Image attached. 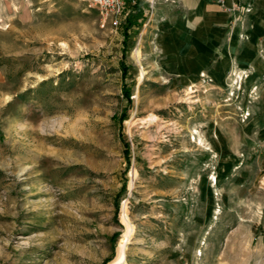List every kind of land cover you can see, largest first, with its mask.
Instances as JSON below:
<instances>
[{
  "label": "rangeland",
  "instance_id": "obj_1",
  "mask_svg": "<svg viewBox=\"0 0 264 264\" xmlns=\"http://www.w3.org/2000/svg\"><path fill=\"white\" fill-rule=\"evenodd\" d=\"M176 13L0 0V264H264V26L182 73Z\"/></svg>",
  "mask_w": 264,
  "mask_h": 264
},
{
  "label": "crops",
  "instance_id": "obj_2",
  "mask_svg": "<svg viewBox=\"0 0 264 264\" xmlns=\"http://www.w3.org/2000/svg\"><path fill=\"white\" fill-rule=\"evenodd\" d=\"M175 2L176 25L168 33L172 43L168 45L167 61L169 68L178 72L184 73L186 70V73L198 74L213 68V73L215 66H228L231 58L224 59V62L218 55L232 54L229 44L232 39L229 35L235 32L237 21L243 19L242 16L248 17L252 23L264 26V0H225V8L220 0ZM234 6H238V12L228 9ZM247 8L249 12L246 11Z\"/></svg>",
  "mask_w": 264,
  "mask_h": 264
},
{
  "label": "built area",
  "instance_id": "obj_3",
  "mask_svg": "<svg viewBox=\"0 0 264 264\" xmlns=\"http://www.w3.org/2000/svg\"><path fill=\"white\" fill-rule=\"evenodd\" d=\"M153 1L154 0H86L90 7L93 6L97 8L105 16L112 15L115 17L125 12V10L128 9L130 5H135L141 2H148L149 4H152ZM220 2L222 7L225 8V0H220ZM236 8L237 7L234 6L228 9L235 10ZM246 10L249 11V8Z\"/></svg>",
  "mask_w": 264,
  "mask_h": 264
},
{
  "label": "bare ground",
  "instance_id": "obj_4",
  "mask_svg": "<svg viewBox=\"0 0 264 264\" xmlns=\"http://www.w3.org/2000/svg\"><path fill=\"white\" fill-rule=\"evenodd\" d=\"M133 56L138 57L137 56V51L134 52ZM126 241H127V238L126 237H123V239L121 241V245H123Z\"/></svg>",
  "mask_w": 264,
  "mask_h": 264
}]
</instances>
